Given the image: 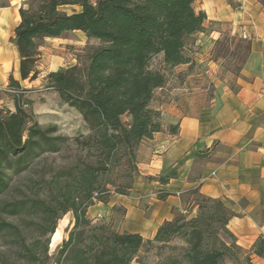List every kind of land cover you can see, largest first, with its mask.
I'll return each instance as SVG.
<instances>
[{
    "label": "trees",
    "instance_id": "obj_1",
    "mask_svg": "<svg viewBox=\"0 0 264 264\" xmlns=\"http://www.w3.org/2000/svg\"><path fill=\"white\" fill-rule=\"evenodd\" d=\"M194 2L22 1L20 23L12 38L22 80L38 77L39 46L46 38L81 31L99 45L83 50V62L78 55L77 64L46 76L47 87L81 115L84 133L69 137L59 134L57 126H41L25 109L29 104L25 97L17 100L14 111L0 108V264H48L51 235L67 213L72 214L73 226L57 249L55 264H130L144 246L155 247L154 264L242 263L235 237L227 228L233 214L220 199L196 194L195 212L164 222L149 240L86 216L91 205L107 201L111 193H130L139 145L163 129L160 112L151 102L166 75L151 62L161 56L162 65L173 68L191 61L185 48L195 33L203 31L205 20L203 12L195 11ZM66 5L80 10L63 12L61 7ZM9 85L20 88L12 76ZM70 144L81 151L94 150V159L59 167L41 194L6 199L14 176ZM116 170L118 183L108 178ZM24 214L29 217L24 224L3 218L20 219ZM251 251L264 259L263 237ZM243 262L248 264L249 256Z\"/></svg>",
    "mask_w": 264,
    "mask_h": 264
},
{
    "label": "crops",
    "instance_id": "obj_2",
    "mask_svg": "<svg viewBox=\"0 0 264 264\" xmlns=\"http://www.w3.org/2000/svg\"><path fill=\"white\" fill-rule=\"evenodd\" d=\"M22 1L0 0V87L12 76L29 98L42 91L36 85L47 73L77 64V56L97 40L81 31L46 38L39 46L38 77L22 80L12 43ZM193 6L205 14L203 31L192 36L191 61L173 67L154 92L151 106L160 112L163 129L139 145L132 190L95 202L86 216L149 240L164 222L195 212L196 194L220 199L233 214L227 228L241 264H247L246 256L248 264H264L251 251L264 238V0H195ZM61 10L71 13L80 7ZM226 38L247 47L236 70L217 56ZM48 96L52 101L41 108L43 115L64 122L71 115L78 120L69 126L72 136L84 133L81 115L56 92ZM3 102L11 111L18 103L9 96Z\"/></svg>",
    "mask_w": 264,
    "mask_h": 264
},
{
    "label": "rangeland",
    "instance_id": "obj_3",
    "mask_svg": "<svg viewBox=\"0 0 264 264\" xmlns=\"http://www.w3.org/2000/svg\"><path fill=\"white\" fill-rule=\"evenodd\" d=\"M193 38L191 37L188 41V44L185 48L186 54L190 56L192 53V43ZM99 45L98 41H93L92 47H96ZM86 46V47H88ZM247 47L244 44L236 43L234 40H231L229 38L225 39V47L219 46L217 49V56L224 58L225 60V67L228 69L232 68L233 70H236L238 68L239 63L242 61V58L244 54L246 53ZM83 53L79 54L81 55L82 59L81 62L84 60ZM151 65L153 68L158 69H164L165 75H171L173 72H171L172 68H165L162 65L161 56L155 57ZM45 72L46 69H44ZM48 74V73H47ZM47 76V75H46ZM41 82L39 85H36L38 88L40 87L42 91L37 92L35 95L29 96V98H32L33 100L27 98L29 100V104L27 107H25L26 110H28L32 115L33 118L43 127L47 126H57L58 127V133L61 135L73 137L71 132L69 130V126L78 120L73 118L71 115L67 114V121L63 120H56L51 118L50 116L43 115L44 111L41 110V108L48 103V101H52L51 97L48 96V92H52L53 90H47V80ZM44 93V97H41ZM10 97V96H9ZM26 98V96H25ZM46 103V104H45ZM4 107V102H3ZM6 108V107H4ZM138 150V149H137ZM95 157V151H81L79 148H77L75 145H68L66 148H64L60 153L58 154H51L46 155L44 158L38 160L34 166H32L28 171L21 173L19 175L14 176L13 180V188L11 189L10 193L6 195V199H12V198H22V197H34L36 194L43 192V189L47 186V181L49 180L50 176L53 175L59 167L67 166L68 164H75L80 163L83 164V161L93 160ZM136 158H137V152H136ZM118 170H122L121 168ZM116 171H113L112 174L108 176V178L116 180L118 183V179L116 177ZM27 215V214H26ZM30 216V215H29ZM31 217V216H30ZM33 217V216H32ZM3 218L7 221H12L18 224H24V221L27 220L26 218H29L28 215L25 216V214L19 219V218H11L8 216H3ZM73 226V217L71 213H67L62 216L57 222L56 230L51 235V242L49 244V255L52 256L51 260L48 262V264H55L53 262V259L56 255L58 247L61 245L63 240H66L68 238V232L72 229ZM56 234V237L54 235ZM0 249H1V242H0ZM155 247H151L147 250L146 246H144L137 254V256L132 260L130 264H139V261H143L146 264H154L156 262V256H155ZM230 262L227 261L226 264H229Z\"/></svg>",
    "mask_w": 264,
    "mask_h": 264
},
{
    "label": "built area",
    "instance_id": "obj_4",
    "mask_svg": "<svg viewBox=\"0 0 264 264\" xmlns=\"http://www.w3.org/2000/svg\"><path fill=\"white\" fill-rule=\"evenodd\" d=\"M27 92L28 91H26L22 87L16 88V87L10 86L9 84L4 87H0V108H4L3 107V96H10L14 100H19L21 97L27 96Z\"/></svg>",
    "mask_w": 264,
    "mask_h": 264
},
{
    "label": "bare ground",
    "instance_id": "obj_5",
    "mask_svg": "<svg viewBox=\"0 0 264 264\" xmlns=\"http://www.w3.org/2000/svg\"><path fill=\"white\" fill-rule=\"evenodd\" d=\"M54 237H56V234L54 235Z\"/></svg>",
    "mask_w": 264,
    "mask_h": 264
},
{
    "label": "water",
    "instance_id": "obj_6",
    "mask_svg": "<svg viewBox=\"0 0 264 264\" xmlns=\"http://www.w3.org/2000/svg\"><path fill=\"white\" fill-rule=\"evenodd\" d=\"M50 242H51V240H50Z\"/></svg>",
    "mask_w": 264,
    "mask_h": 264
}]
</instances>
